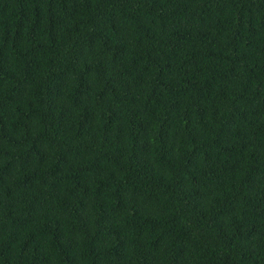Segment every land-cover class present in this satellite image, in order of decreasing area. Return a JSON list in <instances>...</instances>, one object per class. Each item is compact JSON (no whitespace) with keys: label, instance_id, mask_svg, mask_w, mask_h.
Returning a JSON list of instances; mask_svg holds the SVG:
<instances>
[{"label":"trees","instance_id":"trees-1","mask_svg":"<svg viewBox=\"0 0 264 264\" xmlns=\"http://www.w3.org/2000/svg\"><path fill=\"white\" fill-rule=\"evenodd\" d=\"M0 264H264V0H0Z\"/></svg>","mask_w":264,"mask_h":264}]
</instances>
